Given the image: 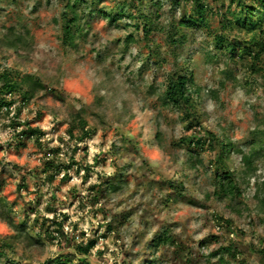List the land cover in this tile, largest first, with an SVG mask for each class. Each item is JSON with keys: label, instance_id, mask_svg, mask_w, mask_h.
Returning <instances> with one entry per match:
<instances>
[{"label": "rangeland", "instance_id": "374dc122", "mask_svg": "<svg viewBox=\"0 0 264 264\" xmlns=\"http://www.w3.org/2000/svg\"><path fill=\"white\" fill-rule=\"evenodd\" d=\"M67 3L71 13H63ZM136 8L145 16L137 29L130 23ZM72 12L80 31L69 45L63 15ZM189 13L184 1L0 0V34L19 36L16 49L0 48V71L42 84L25 100L20 91L0 92L13 100L8 111L0 107V133L7 134L0 264H53L61 255L67 264H264L256 176L241 180L243 166L231 152L226 166L241 187L240 203L219 200L212 193L216 148L188 144L209 131L246 151L252 131L264 132V53L251 65L215 47L217 17L172 37ZM255 36L264 42V18ZM184 72L196 91L191 126L179 108L161 103L170 76ZM77 112L89 130L81 141L66 132ZM30 128L37 134L29 136ZM260 146L257 176L264 136ZM90 240L89 254L77 255L74 247ZM228 245L229 253L219 250Z\"/></svg>", "mask_w": 264, "mask_h": 264}, {"label": "trees", "instance_id": "16d2710c", "mask_svg": "<svg viewBox=\"0 0 264 264\" xmlns=\"http://www.w3.org/2000/svg\"><path fill=\"white\" fill-rule=\"evenodd\" d=\"M78 1V0H73ZM170 5H174L180 1L189 2L190 13L183 16L177 24L173 27L171 36L175 37L176 31L182 27H198L199 23H204V19L207 17H217L220 26V32L215 33L212 36L215 47L221 49L227 53L230 57L237 59H243L249 57L251 65H257L260 61L261 55L264 53V42L255 36L261 29L262 21L264 18V0H218L217 6H212L208 0H166ZM154 5L159 6L160 2L155 1ZM66 11L71 13L72 6L70 3L66 4ZM122 8L109 14V21H115L120 17ZM132 22L131 25L134 28H138L140 21L145 16L136 8L134 15L131 14ZM65 19L63 22V40L71 45L76 34L80 31L76 25L78 14L72 12V14L63 15ZM143 30L145 33L149 32L151 27H146L143 24ZM235 31L239 34L247 35L241 41H232L226 34V32ZM128 34L125 40L130 39ZM19 36H14L11 29L4 34H0V48H13L16 49L17 41ZM172 40V39H171ZM130 41V40H129ZM256 48L254 51L253 47ZM0 92H8L10 95L15 92H19L18 96L21 100H25L30 97V92L42 87L41 82L30 74L22 75L17 79L12 78L10 71L2 69L0 71ZM20 85L25 87L24 91L20 90ZM191 75L184 73H173L168 82L166 83L163 94L161 97V103L164 106H174L179 108L184 113L185 119L188 121L187 125L191 126V122L195 121V107L192 99V95L196 92L192 87ZM13 100L11 98L6 99L0 96V107L5 108L8 111V107L11 106ZM69 126L66 128L67 135L69 137H78V140H82L89 135V130L86 128V121L81 117L80 113L77 112L69 122ZM78 129V134L74 135L73 131ZM38 132L35 128L28 130L29 136H34ZM204 138L190 139L188 144L195 146H211L209 149L216 148L213 165L215 174L213 176L214 189L212 191L215 198L219 200H235V203H240L239 198L241 197V187L238 181L235 179L234 173L226 166V159L231 152L239 155L240 162L243 166V176L241 180H246L249 183L251 178L254 179L253 197L260 205V210L264 209V172L260 176H257L258 167L255 164L256 159L261 156L260 139L264 136V132L253 130L250 135V141L248 143L247 150H241L238 147L233 146L231 142L226 140L217 139L214 134L207 131ZM195 161V158L192 159ZM71 163H74L71 160ZM194 164V163H193ZM113 190L115 187L110 186ZM0 201H2L0 199ZM224 222V221H223ZM227 222V221H225ZM228 223V222H227ZM95 241L90 240L84 245H76L74 247L77 255L89 254V251L94 247ZM230 245L223 247L220 246V251L230 252ZM2 250L0 251V257H4ZM53 264H67V256H56L51 258ZM79 263H87L86 259L83 258Z\"/></svg>", "mask_w": 264, "mask_h": 264}, {"label": "clouds", "instance_id": "9594fccd", "mask_svg": "<svg viewBox=\"0 0 264 264\" xmlns=\"http://www.w3.org/2000/svg\"><path fill=\"white\" fill-rule=\"evenodd\" d=\"M42 47H43V45H42ZM43 127L44 128H48V127H51V125L45 123L43 125ZM6 138H7V134L6 133H0V143H3Z\"/></svg>", "mask_w": 264, "mask_h": 264}]
</instances>
